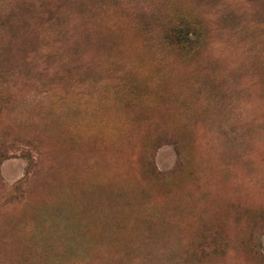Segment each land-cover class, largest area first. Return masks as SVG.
<instances>
[{
  "label": "rangeland",
  "instance_id": "374dc122",
  "mask_svg": "<svg viewBox=\"0 0 264 264\" xmlns=\"http://www.w3.org/2000/svg\"><path fill=\"white\" fill-rule=\"evenodd\" d=\"M0 264H264V0H0Z\"/></svg>",
  "mask_w": 264,
  "mask_h": 264
},
{
  "label": "trees",
  "instance_id": "16d2710c",
  "mask_svg": "<svg viewBox=\"0 0 264 264\" xmlns=\"http://www.w3.org/2000/svg\"><path fill=\"white\" fill-rule=\"evenodd\" d=\"M187 30L186 29H183V28H174L172 33L174 34V36L178 39H181V40H185V41H189V39L187 38Z\"/></svg>",
  "mask_w": 264,
  "mask_h": 264
}]
</instances>
